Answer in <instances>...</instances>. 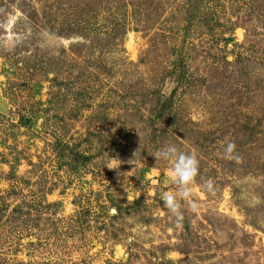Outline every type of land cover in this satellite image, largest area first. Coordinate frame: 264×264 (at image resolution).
<instances>
[{
	"label": "rangeland",
	"instance_id": "rangeland-1",
	"mask_svg": "<svg viewBox=\"0 0 264 264\" xmlns=\"http://www.w3.org/2000/svg\"><path fill=\"white\" fill-rule=\"evenodd\" d=\"M0 264H264V0H0Z\"/></svg>",
	"mask_w": 264,
	"mask_h": 264
},
{
	"label": "clouds",
	"instance_id": "clouds-1",
	"mask_svg": "<svg viewBox=\"0 0 264 264\" xmlns=\"http://www.w3.org/2000/svg\"><path fill=\"white\" fill-rule=\"evenodd\" d=\"M235 143L229 141L224 146V158L239 160L236 155ZM156 159H163L171 164L170 177L174 183L179 187L176 192H165L161 194V199L164 202V206L177 218L179 222L182 219V213L180 212V201L189 200L192 195L191 185L195 182V178L199 172V160L194 152L185 153L180 151L174 145H169L162 148ZM207 189L213 191V182L207 181ZM195 209V205H193ZM179 226V225H178Z\"/></svg>",
	"mask_w": 264,
	"mask_h": 264
}]
</instances>
